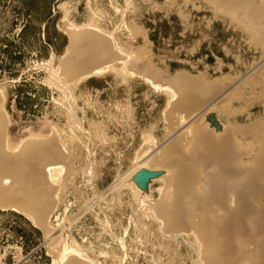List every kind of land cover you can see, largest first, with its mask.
I'll use <instances>...</instances> for the list:
<instances>
[{
    "label": "rangeland",
    "instance_id": "374dc122",
    "mask_svg": "<svg viewBox=\"0 0 264 264\" xmlns=\"http://www.w3.org/2000/svg\"><path fill=\"white\" fill-rule=\"evenodd\" d=\"M210 4L0 0V90L6 97L7 143L18 147L16 153L29 138H51L65 147L68 159L58 184L60 218L53 216L50 222L63 229L69 257L77 253L90 264H197L190 233L171 234L140 204L143 191L132 176L134 163L166 140L175 112L166 90L128 69L136 61L167 76L217 81L220 91L233 87L245 93L246 101H228L223 107L236 124L264 118L262 50L230 19L227 8L222 12ZM82 26L113 38L124 53L117 56L129 55L128 68L117 60L104 66V73L87 72L71 81L61 75L72 53L69 28ZM155 179L144 190L150 204L160 202L165 189ZM52 249L28 218L0 206V264H53V255L64 247Z\"/></svg>",
    "mask_w": 264,
    "mask_h": 264
},
{
    "label": "bare ground",
    "instance_id": "6f19581e",
    "mask_svg": "<svg viewBox=\"0 0 264 264\" xmlns=\"http://www.w3.org/2000/svg\"><path fill=\"white\" fill-rule=\"evenodd\" d=\"M207 1L222 12L227 8V15L254 38L264 58V2ZM86 28H69L72 53L63 62L61 75L71 81L87 72L100 74L104 66L117 60L125 61L128 68L127 60L131 59L126 53L125 57L117 56L123 51L117 50L113 38L101 32L92 34L90 29L86 32ZM260 64L264 65V59ZM140 65L131 62L128 70L143 73L156 89L166 90L171 112H175L171 113L174 119L166 140L142 152L134 163L135 185L142 171L159 174L154 181L165 184L162 199L155 204H150L148 193L140 189L141 206L147 205L171 234L190 233L199 256L197 264H264V118L238 125L225 104L246 101L245 93L226 86L220 91L217 81L203 83L188 75L167 76L153 65ZM5 101L0 90V206L28 218L43 231L54 251L64 247L62 253L53 255V264H90L77 253L69 257L63 229H55L50 222L53 216L60 218L57 208L62 186L58 184L68 159L65 147L51 138H29L16 153L18 147L7 143Z\"/></svg>",
    "mask_w": 264,
    "mask_h": 264
},
{
    "label": "water",
    "instance_id": "95a60500",
    "mask_svg": "<svg viewBox=\"0 0 264 264\" xmlns=\"http://www.w3.org/2000/svg\"><path fill=\"white\" fill-rule=\"evenodd\" d=\"M216 127H218L216 125ZM159 174L150 173L147 171H142L137 177H136V183L138 186L142 189H145L149 180L152 178L157 177Z\"/></svg>",
    "mask_w": 264,
    "mask_h": 264
}]
</instances>
